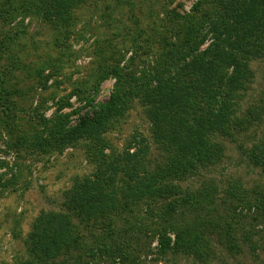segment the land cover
Returning a JSON list of instances; mask_svg holds the SVG:
<instances>
[{"label": "rangeland", "instance_id": "rangeland-1", "mask_svg": "<svg viewBox=\"0 0 264 264\" xmlns=\"http://www.w3.org/2000/svg\"><path fill=\"white\" fill-rule=\"evenodd\" d=\"M0 1V27L11 32L0 35V80H6L9 90L21 92L0 93V166L3 160L10 164L0 170V186L14 174L19 179L0 191V264H14L26 256L34 221L44 212H61L75 180L93 172L84 142L62 153L19 156L20 138L39 132L43 120L57 114L70 117V126L93 116L90 105L111 97L116 80L110 70L116 65L144 79L157 54L175 43L173 24L184 27L198 0H85L58 28L28 15L22 0ZM14 33L16 40H11ZM252 71L237 115L244 126L233 128L224 139L223 160L201 166L181 183L190 193L215 190L213 216H194L175 200L148 201L133 215L102 217L93 230L84 222L73 248L52 264H264V216H256L255 208V200L264 197V175L250 160L255 140L264 132V117L255 122V108L264 100V56L252 63ZM105 137L121 151L144 140V164L161 168L164 153L153 141L139 98L119 129ZM181 219L207 235L211 248L206 257L160 252L157 232Z\"/></svg>", "mask_w": 264, "mask_h": 264}, {"label": "trees", "instance_id": "trees-1", "mask_svg": "<svg viewBox=\"0 0 264 264\" xmlns=\"http://www.w3.org/2000/svg\"><path fill=\"white\" fill-rule=\"evenodd\" d=\"M21 3L28 15H37L58 28L70 21L71 9L82 6L85 0ZM183 22L186 25L179 29L173 24L175 43L157 54L152 71L144 74V79L126 66L116 65L110 70L116 80L114 90L106 103L90 105L93 116L70 126V117L57 114L44 119L39 132L20 138L19 156L62 153L84 142L93 172L75 180L65 194L61 212H44L34 221L25 242L26 256L14 264H52L73 248L84 222L93 230L102 217L133 215L148 201L175 200L194 216L217 212L211 206L215 190L190 193L181 183L201 166L221 162L224 139L233 128L244 126L237 120L243 94L253 79L252 63L264 56V0H198L193 14ZM1 34L9 36L11 32L0 27ZM15 37L16 33L11 40ZM6 83L0 80L1 94L21 93L9 90ZM135 98L145 109L156 147L164 153L161 168L150 169L144 164L148 155L144 140H135L121 151L105 137L119 129ZM263 117L264 100L255 108V122ZM255 141L250 160L264 175V132ZM9 165L3 160L0 170L9 169ZM18 181L14 174L0 191H7ZM244 203L252 210V202ZM255 208L256 216H264V197L255 200ZM199 229L183 219L172 221L171 229L162 225L157 232L160 252L206 257L211 244Z\"/></svg>", "mask_w": 264, "mask_h": 264}]
</instances>
